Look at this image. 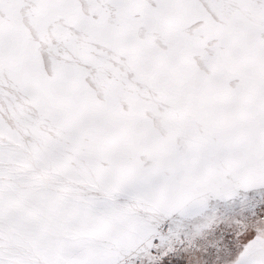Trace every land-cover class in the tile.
<instances>
[{
    "label": "snow or ice",
    "instance_id": "obj_1",
    "mask_svg": "<svg viewBox=\"0 0 264 264\" xmlns=\"http://www.w3.org/2000/svg\"><path fill=\"white\" fill-rule=\"evenodd\" d=\"M0 264H264V0H0Z\"/></svg>",
    "mask_w": 264,
    "mask_h": 264
}]
</instances>
